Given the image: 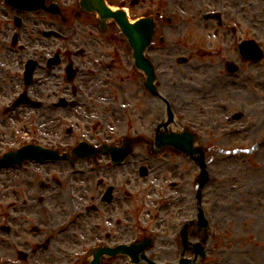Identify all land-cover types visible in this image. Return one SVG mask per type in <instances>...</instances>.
<instances>
[{"label":"flooded vegetation","instance_id":"flooded-vegetation-1","mask_svg":"<svg viewBox=\"0 0 264 264\" xmlns=\"http://www.w3.org/2000/svg\"><path fill=\"white\" fill-rule=\"evenodd\" d=\"M106 1L123 9L128 2L132 21L153 19L143 56L154 65L156 95L147 90L117 25L103 24L78 0H49L61 16L0 6V156L26 146L38 153L36 161L0 169V264H88L96 247L135 241L137 191L151 198L153 188H165L171 171V190L158 198L191 197L186 181L193 163L171 149L154 150L168 105L183 114L194 102L217 105L243 120L264 99V0ZM50 31L60 37L44 35ZM16 35L18 53L8 43ZM56 54L58 64L50 65ZM29 60L34 67L27 85ZM179 60L185 63L177 65ZM69 65L77 71L70 84L64 74ZM20 95L32 104L12 107ZM209 130L210 139L211 117ZM132 138L138 143L120 164L108 154L73 165L50 158L52 152L69 154L79 143L118 147ZM208 140L199 137L198 146L211 153ZM184 163L189 168L183 170ZM70 250L78 252L72 261Z\"/></svg>","mask_w":264,"mask_h":264},{"label":"rangeland","instance_id":"rangeland-1","mask_svg":"<svg viewBox=\"0 0 264 264\" xmlns=\"http://www.w3.org/2000/svg\"><path fill=\"white\" fill-rule=\"evenodd\" d=\"M169 37L176 36L169 33ZM8 43L10 46V40ZM61 47V44H56V48ZM15 49L18 53L17 48ZM78 63L80 64V60ZM186 67V69L195 68V64ZM168 68L177 67L172 62H168ZM181 68L184 66L178 69ZM193 84L198 86L200 81H194ZM259 91L264 96V89ZM259 102L261 104L259 103L258 108L254 109L256 111L254 114L234 123L227 121V113L219 106L211 105L208 109L207 106L194 102L185 114L175 111L176 126H189L204 141L210 137L211 117V138L208 140L211 141V154L206 155L209 183L202 192V208L209 221V228L205 234L206 256L197 264H264V147L255 145L264 138V99H259ZM239 129L244 130L245 134L231 135ZM171 160L177 161L174 157ZM189 166L184 163L183 170ZM170 173L172 172H167L169 178L165 188L162 186L153 188L151 198L141 197L140 193L136 198L134 234L137 239L143 234L159 235L153 249V255L157 257L154 258L156 261H160L158 259L160 252L162 256L166 255L173 261L177 260L179 250L176 246L175 233L181 219L192 218L195 211L193 199L195 190L192 179L196 176V172L194 177L186 181H190L191 202L187 200L171 206L161 208L157 206L156 197L170 191L168 185L172 176ZM13 196L9 193V197ZM142 202L146 204L142 205ZM62 219H58V222ZM0 225H5L1 219ZM198 236L202 237L203 234L199 232ZM160 237H168L175 244L167 245L165 248V245H160V242L164 243ZM67 240L75 244L76 239L69 234ZM119 264L126 263L119 261Z\"/></svg>","mask_w":264,"mask_h":264},{"label":"water","instance_id":"water-1","mask_svg":"<svg viewBox=\"0 0 264 264\" xmlns=\"http://www.w3.org/2000/svg\"><path fill=\"white\" fill-rule=\"evenodd\" d=\"M38 1H39L38 3L40 4L44 2V0H38ZM6 2L12 5L13 7L21 8L27 11L34 8L36 4L35 0H6ZM81 6L84 8H90V11L92 10L104 18L114 17L117 20L123 32L125 33V36L130 37L131 34H129V32H131V29L133 27L137 28L139 27V24H141V22H138L135 25L129 24L123 13H120V12L112 13L111 10L106 7L103 0H81ZM147 34H148L147 37L151 36L150 31H147ZM133 35L136 36V34H133ZM135 60H136L137 66L141 68L142 70H144L147 74H149V68H150L149 63H147V61H145L141 57L140 51L135 55ZM170 136L171 137H169L168 140L173 144L175 149H178V151H182L185 153L195 152V150L192 148L193 139L186 132H184L183 135L182 134H170ZM177 136H181V137H177ZM163 145L171 146L170 143H165V142H163ZM204 182L205 180L202 181L201 185H203ZM196 247H197V250L195 251L197 252L195 253L203 257L204 252H203L202 247L201 246H196ZM141 250L142 249H138L137 251H141Z\"/></svg>","mask_w":264,"mask_h":264}]
</instances>
